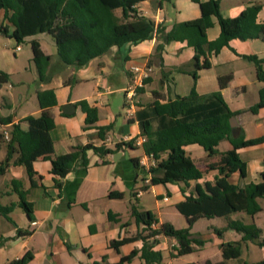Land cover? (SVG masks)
<instances>
[{
	"label": "crops",
	"instance_id": "obj_1",
	"mask_svg": "<svg viewBox=\"0 0 264 264\" xmlns=\"http://www.w3.org/2000/svg\"><path fill=\"white\" fill-rule=\"evenodd\" d=\"M254 2L261 4L257 14V20L261 21L264 18V0H219L220 14L225 18L235 17ZM137 11L152 19L160 31L151 39L136 44L112 46L82 67L61 61L52 35L40 33L29 37L28 43L32 38L36 39L42 51L50 56L43 80H38V73L29 55L27 58L33 66L19 65L15 55L22 48L13 53L15 40L0 33V70L8 74L7 82L0 84V116H12L11 123L0 124V131H8L12 124L29 114H40L38 91L52 89L57 100L56 105L49 108L54 120V127L50 130L51 147L35 153L27 167L10 164L6 172L0 174V204L10 206L17 201L10 180H20L26 191V199L33 203L34 216L33 220H29L17 206L8 213L12 222L0 215V264H6L27 251L33 256L27 264H91L93 260L100 261L102 256L106 257L107 263H117L121 256L129 254L133 249L138 250V253L129 262L122 264H146L140 256L141 240L127 242L117 248L109 246L111 240L132 236L140 230L131 214L134 198L137 199L139 210H150L157 217L158 223L153 228L162 222H169L176 228L187 225L186 219L185 226L174 224L159 204L154 209L143 205V196L152 192L155 199L162 200L177 211L175 203L183 200L184 194L178 184H150L149 168L139 162L145 156L141 144L115 151L120 152L115 158L112 157L114 153L100 157L89 150L87 167H77L62 178L61 195L54 185L50 161L44 158L64 154L77 145L104 144L114 148L118 142L140 138L135 112L142 104L153 100L152 91L157 92L162 100L187 95L192 88L198 94H207L219 90V76L230 74V80L221 89V93L230 109L238 111L235 116L236 132L233 135L242 134L245 138L264 135V107L256 113L249 110L259 101V91L264 88V80L258 78L256 65L248 58L264 57L263 39H231L218 53L209 56L210 67L197 70V78L194 80L190 74L193 68V49L185 41L166 42L163 37L175 22L199 17L198 4L192 0H144L137 4ZM0 25L6 26L8 33L11 32L12 25L4 19L3 10H0ZM219 33L218 21L212 17L211 25L206 29L207 39L213 40ZM157 43H162V48L154 56L152 54ZM144 62L151 68L149 79L137 90L135 112L128 116L124 96L131 79L128 68ZM261 68L264 72V62ZM29 80L36 83L32 93L29 92ZM13 82L19 84L18 90L14 89ZM81 99H85L97 110V120L93 125H86V114L75 104ZM66 102L75 105L71 114H65L61 109V105ZM20 125L23 129L27 128L25 121H21ZM104 126H109V129L102 138L99 127ZM231 147L227 139H222L216 146L217 153L212 156H208L198 144L184 147L186 154L203 173L200 179L189 182L185 194L193 192L196 183L203 185L207 181L213 182L219 174L217 167L225 163L228 158L226 152ZM237 152L246 163V173L241 178L238 168L232 166L229 181L238 185L261 181L264 142L241 147ZM4 155L5 146L2 145L0 161ZM132 158H138L136 164ZM145 162L149 165L150 159H145ZM112 191L121 192L122 196H112ZM165 196L167 200H164ZM260 205L262 209L253 216L240 211L230 214L228 218L197 219L191 232L193 236L204 240V244L196 246L191 253L173 256L175 251L172 245L176 244L175 239L157 235L155 238L158 242L154 249L162 254L160 264H214L221 261L220 244L237 242L242 238L240 232L227 227L228 220L254 223L261 231L260 238H264V198L260 199ZM215 219H220V222L213 223ZM202 220L209 223L205 227L206 231H194L195 225ZM16 227L28 230L29 234L14 237ZM193 254L197 256L194 258ZM241 259L248 264H256L264 259V246L242 243ZM228 263L238 264L235 260H229Z\"/></svg>",
	"mask_w": 264,
	"mask_h": 264
},
{
	"label": "trees",
	"instance_id": "obj_2",
	"mask_svg": "<svg viewBox=\"0 0 264 264\" xmlns=\"http://www.w3.org/2000/svg\"><path fill=\"white\" fill-rule=\"evenodd\" d=\"M144 0H0V10L4 19L12 25L8 33L6 26L0 25V33L13 38L16 43H23L29 37L40 33L52 35L57 55L67 65L82 67L91 59L105 53L112 46L136 44L151 39L159 30L155 22L137 11V4ZM200 9L199 17L181 22H175L164 34L163 40L185 41L194 51L193 68L190 71L193 79L197 78V70L210 67L209 56L216 54L223 46H227L234 38H261L264 40V18L257 20L261 9L259 2H254L243 9L237 16L225 18L220 14L219 0H192ZM216 17L220 26L217 38L208 40L206 29L211 25V18ZM31 61L38 73V80H43L50 62V56L45 54L39 42L29 40ZM162 43L154 47L156 55L160 52ZM257 70L259 79L264 80L261 68L263 58L249 56ZM231 75L219 76V90L207 94H198L194 88L189 94L162 100L157 92L152 91L153 100L142 104L135 112L138 123L144 155L156 160L154 166L149 167L151 173L150 184L174 183L180 185L184 199L175 203V208L181 213L187 225L176 228L169 222L158 223L157 217L150 210H139L134 198L131 204V214L140 227L134 235L111 240L109 246L117 248L119 245L141 240L140 256L146 264H160L162 254L155 250L158 239L155 235H162L175 239L172 246L173 256L184 255L195 250L196 246L204 244V240L193 236L191 227L199 218H228L235 212H245L253 216L262 208L260 199L264 198V169L262 180L247 184H234L229 181L232 166H236L241 178L246 173V163L239 157L237 150L241 147L256 145L264 142V135L245 138L242 134L233 135L230 118L238 111L231 110L225 101L223 89ZM145 78L144 83L148 82ZM8 80V74L0 70V84ZM37 99L41 112L39 115H27L9 128L8 139L0 131V148L5 146V155L0 161V174H4L10 164L28 166L32 156L51 147L50 130L54 127V120L50 107L56 105L57 100L52 89L37 92ZM86 114V125H93L97 120V110L90 106L85 99L75 102ZM264 107V88L259 91V101L249 110L253 113ZM21 121L27 122L23 129ZM12 122V116H0V124ZM109 126L99 127V135L104 138ZM222 139L231 143V149L226 154L227 160L217 167L218 175L213 182L203 185L196 183L194 191L185 194L186 187L192 180L202 177V171L195 165L192 158L186 154L185 146L198 144L207 152L208 156L217 153L216 146ZM134 139L115 144L114 148L104 144L73 146L68 152L55 157L45 156L51 164L53 181L59 194H62V178L77 167L86 168L89 161L87 152L93 151L100 157L113 154L127 146L134 148ZM165 154L163 157L162 155ZM104 161V160H103ZM136 164L138 158H132ZM17 194V201L10 206L0 204V215L11 221L8 213L15 206L19 207L29 220H33V203L26 199V191L20 180L11 179ZM146 189V188H144ZM110 195L121 197L118 191ZM227 227L242 234L240 241L223 242L220 244L222 260L214 264H229L235 260L238 264H248L241 259V246L244 242H251L264 246V238H260V229L254 223H243L240 220H228ZM26 229L16 227L14 237L28 235ZM69 249L70 246L66 242ZM138 250L133 249L129 254L121 256L117 263H107L106 257L100 261L93 260L91 264H122L129 262ZM30 251L25 252L6 264H27L32 259ZM185 264H196L193 262ZM256 264H264V259Z\"/></svg>",
	"mask_w": 264,
	"mask_h": 264
},
{
	"label": "built area",
	"instance_id": "obj_3",
	"mask_svg": "<svg viewBox=\"0 0 264 264\" xmlns=\"http://www.w3.org/2000/svg\"><path fill=\"white\" fill-rule=\"evenodd\" d=\"M21 49V44L16 43L13 48L12 52L17 53ZM130 72V84L128 88L125 89V110L128 116H131L135 112V107H136V100L135 96L137 95V90L141 88L144 85V80L149 76L150 73V66L147 64V62L144 63H136L131 65L128 68ZM5 139H8L9 135L7 131H3ZM143 141V138H137L134 139V144H141ZM149 158L150 159V164L148 165L147 162H145V159ZM139 162L142 165H146L149 167L154 166L156 163V160L150 156L145 155L144 157L140 158ZM164 200H167V197H164ZM32 224H35V222H32ZM154 223L152 224V227H154ZM157 235H155L156 237ZM174 246V245H172Z\"/></svg>",
	"mask_w": 264,
	"mask_h": 264
},
{
	"label": "rangeland",
	"instance_id": "obj_4",
	"mask_svg": "<svg viewBox=\"0 0 264 264\" xmlns=\"http://www.w3.org/2000/svg\"><path fill=\"white\" fill-rule=\"evenodd\" d=\"M47 36V35H45ZM49 37V36H48ZM21 44V48L22 51H19L15 56L18 57V62L19 65H26V67L29 66H33L32 62H29V58H27V55H29V57L32 56V54L30 53V49H29V43L28 40H25V42L20 43ZM10 47V46H9ZM10 50V48H8ZM14 81H16V78L14 79ZM29 92H33L36 88V83L32 82L31 80H29ZM14 83V89L18 90L19 84L16 82ZM142 202L143 205L150 207L151 209H154L156 207L157 204H159L162 208H164L168 215H169V219H171V221L176 224V225H180V226H185V218L182 215H179V213H177V211L171 207H169L165 202H163L162 200H157L154 197V194L152 192H150L149 194H146L143 196L142 198ZM213 223H218L220 222V219H215L212 220ZM209 223H207L205 220L199 221L195 227H194V231H200L201 233L205 230L206 225H208ZM246 252H244L245 255ZM197 254H193L192 257H196Z\"/></svg>",
	"mask_w": 264,
	"mask_h": 264
},
{
	"label": "water",
	"instance_id": "obj_5",
	"mask_svg": "<svg viewBox=\"0 0 264 264\" xmlns=\"http://www.w3.org/2000/svg\"><path fill=\"white\" fill-rule=\"evenodd\" d=\"M61 109L65 114H71L74 109H75V105L72 102H66L64 104L61 105ZM230 125L232 127V133L235 134L236 132V120L235 117H231L230 118ZM120 152H116L112 155L113 158H115L116 155H118Z\"/></svg>",
	"mask_w": 264,
	"mask_h": 264
}]
</instances>
